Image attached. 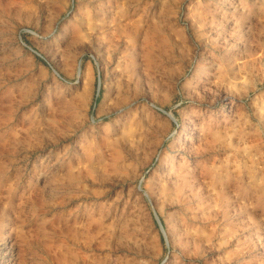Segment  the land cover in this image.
<instances>
[{
    "label": "rangeland",
    "instance_id": "obj_1",
    "mask_svg": "<svg viewBox=\"0 0 264 264\" xmlns=\"http://www.w3.org/2000/svg\"><path fill=\"white\" fill-rule=\"evenodd\" d=\"M0 264H264V0H0Z\"/></svg>",
    "mask_w": 264,
    "mask_h": 264
},
{
    "label": "water",
    "instance_id": "obj_2",
    "mask_svg": "<svg viewBox=\"0 0 264 264\" xmlns=\"http://www.w3.org/2000/svg\"><path fill=\"white\" fill-rule=\"evenodd\" d=\"M158 222H159V221H158ZM159 224H160V223H159ZM160 228H161V230H163L161 225H160ZM163 233H164V232H163ZM163 235H164V237H166V236H165V233H164Z\"/></svg>",
    "mask_w": 264,
    "mask_h": 264
}]
</instances>
